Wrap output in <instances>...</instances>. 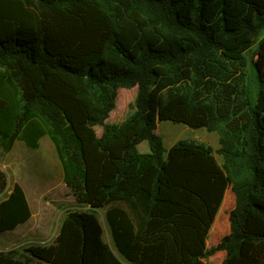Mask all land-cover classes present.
Returning a JSON list of instances; mask_svg holds the SVG:
<instances>
[{"label":"trees","instance_id":"obj_1","mask_svg":"<svg viewBox=\"0 0 264 264\" xmlns=\"http://www.w3.org/2000/svg\"><path fill=\"white\" fill-rule=\"evenodd\" d=\"M263 30L264 0H0V153L47 137L83 207L0 264H206L218 251L219 264H264ZM164 120L215 132L221 162L193 139L165 149ZM228 188V233L207 248ZM7 189L0 168V235L32 216L21 185Z\"/></svg>","mask_w":264,"mask_h":264},{"label":"rangeland","instance_id":"obj_2","mask_svg":"<svg viewBox=\"0 0 264 264\" xmlns=\"http://www.w3.org/2000/svg\"><path fill=\"white\" fill-rule=\"evenodd\" d=\"M263 35L264 30L258 39ZM258 39L244 51L248 62L256 59ZM249 82L252 91L255 92L251 77ZM135 92V87L118 89L116 104L107 119L108 123H119L129 114L130 104L134 99ZM95 129L99 135L101 127L97 126ZM156 133L162 138L165 149H168L180 139H193L204 142L213 148L217 161L221 162V157L216 153L219 142L218 135L215 132H209L204 128L192 129L180 123L164 120L158 122ZM137 150L140 153H148V143L146 141L140 142L137 145ZM0 168L7 174L8 185L13 182H19L23 185L32 212V217L27 224L15 233L0 237V250L6 251L8 248H18L20 250L30 244L51 243L58 232L66 210L83 208L76 204L66 188L60 163L47 137L41 138L40 145L36 149L27 148L22 141L16 140L10 151L0 153ZM225 194L226 196L222 201L223 206L221 204L219 207L206 238L207 248L215 245L223 235L228 233V213L234 206V199L229 188ZM103 215L104 209H99L97 216L104 229L103 238L115 250ZM223 255L222 251L215 252L207 258H203V262L206 264H219Z\"/></svg>","mask_w":264,"mask_h":264},{"label":"crops","instance_id":"obj_3","mask_svg":"<svg viewBox=\"0 0 264 264\" xmlns=\"http://www.w3.org/2000/svg\"><path fill=\"white\" fill-rule=\"evenodd\" d=\"M41 140V139H40ZM24 144V143H23ZM51 144V143H50ZM25 145V144H24ZM39 145H40V141H39ZM25 147H27L26 145H25ZM51 147H52V149H53V152H54V148H53V146H52V144H51ZM28 148V147H27ZM55 153V152H54ZM13 183H15V182H13ZM13 183L11 184V185H8V189H7V191H6V193H9L10 191H11V188H12V186H13ZM17 183H19V182H17ZM20 184V183H19ZM21 185V187L23 188V191H24V193H25V196H26V199H27V201H28V197H27V192H26V190H25V188L23 187V185L22 184H20ZM28 203H29V201H28ZM29 206H30V204H29ZM30 209H31V207H30ZM32 217V216H31ZM31 219V218H30ZM29 219V220H30ZM29 222V221H28ZM28 222H26L25 224H27ZM24 224V225H25ZM23 226V225H22ZM22 226H19L18 228H16V229H14L13 231H11V232H8V233H6V234H1L0 235V237H5L4 235H9V234H11V233H15L19 228H21ZM7 238V237H6ZM2 239V238H1ZM10 249H12V248H8L7 250H10ZM6 250V251H7ZM0 251H3V250H0Z\"/></svg>","mask_w":264,"mask_h":264}]
</instances>
